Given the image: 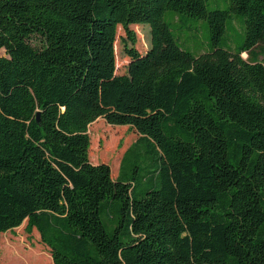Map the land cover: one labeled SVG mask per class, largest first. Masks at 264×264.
Wrapping results in <instances>:
<instances>
[{"label":"trees","instance_id":"trees-1","mask_svg":"<svg viewBox=\"0 0 264 264\" xmlns=\"http://www.w3.org/2000/svg\"><path fill=\"white\" fill-rule=\"evenodd\" d=\"M227 1L0 0L1 263L26 222L49 258L22 264H264V0ZM199 20L194 54L173 30ZM99 119L137 135L115 179Z\"/></svg>","mask_w":264,"mask_h":264},{"label":"rangeland","instance_id":"rangeland-1","mask_svg":"<svg viewBox=\"0 0 264 264\" xmlns=\"http://www.w3.org/2000/svg\"><path fill=\"white\" fill-rule=\"evenodd\" d=\"M209 10H225L228 7L227 0H206ZM234 27L239 30V26L234 22ZM242 28V27H241ZM134 32L136 43L134 49L140 59H146L149 50V29L140 26H130ZM196 31L189 27L177 28L173 33L181 48L191 53H196L197 49L205 51L203 44L205 39V23L199 20L196 24ZM234 32H236L234 30ZM118 42L115 46L116 67L118 74H129L132 67L137 63L130 64L127 70V63L131 62V45L128 43L124 32L118 28ZM179 34H182L181 36ZM243 36V29L240 33ZM199 51L198 53H202ZM243 58L246 55H242ZM140 61V60H139ZM90 136V159L92 163H105L110 166L112 178L115 179L119 167V162L123 152L137 139L135 132L127 127H112L104 123L102 119L94 122L88 129ZM26 222L19 228L1 236V264H22L23 257L35 253L42 254L49 258V250L42 245L40 237L33 229L31 233L25 231Z\"/></svg>","mask_w":264,"mask_h":264},{"label":"water","instance_id":"water-1","mask_svg":"<svg viewBox=\"0 0 264 264\" xmlns=\"http://www.w3.org/2000/svg\"><path fill=\"white\" fill-rule=\"evenodd\" d=\"M37 121H38V115H37Z\"/></svg>","mask_w":264,"mask_h":264}]
</instances>
